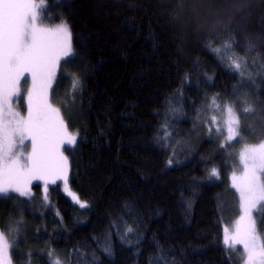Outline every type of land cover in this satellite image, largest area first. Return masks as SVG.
<instances>
[{"label": "trees", "instance_id": "obj_1", "mask_svg": "<svg viewBox=\"0 0 264 264\" xmlns=\"http://www.w3.org/2000/svg\"><path fill=\"white\" fill-rule=\"evenodd\" d=\"M40 22L64 23L72 33L74 59L60 63L50 95L79 133L65 155L71 189L89 207L72 204L59 184L47 202L38 184L30 198L0 199L12 264H91L93 254L100 264H148L154 239L180 264H242L239 248L226 257L222 229L239 213L230 185L238 153L264 139V0H44ZM178 89L182 113L157 146L164 117L153 113L163 114ZM213 95L217 105L233 106L242 140L225 144L226 134L209 133L201 112ZM174 155L180 163L166 167ZM213 167L219 177L208 180ZM121 220L144 237L138 257L115 235ZM17 221L19 231H10ZM109 231L112 259L100 251Z\"/></svg>", "mask_w": 264, "mask_h": 264}, {"label": "snow or ice", "instance_id": "obj_2", "mask_svg": "<svg viewBox=\"0 0 264 264\" xmlns=\"http://www.w3.org/2000/svg\"><path fill=\"white\" fill-rule=\"evenodd\" d=\"M43 7L44 0H40V3L35 0H0V199L9 198L10 193L30 198L33 181H42L43 199L47 202L49 185H57L59 181L62 182L63 193L74 204L85 209L89 207L88 203L81 201L71 189L70 166L62 151L64 145H76L79 133L68 131L60 110L54 108L49 99L61 59L67 58L65 62L74 59L72 33L66 24L58 26L54 31L39 27L40 9ZM221 51L214 49L218 54ZM232 65L236 69L240 68L235 58L232 59ZM25 73L30 75L32 86L27 91L28 114L22 117L19 112L13 111L11 101L14 96H19L20 81ZM206 79L210 81L212 77ZM182 83H189L187 75ZM79 87L80 80L76 78L73 80V90ZM218 98L217 95L211 98L212 106L216 109H219L216 104ZM182 99V92L178 89L171 97L165 98L163 114L153 113L164 117L156 130L157 135L153 137L157 146L171 138L168 132L169 120L177 119L182 113V106H176ZM250 110L248 107L243 108L244 113ZM226 113V119H223L224 113H221L223 127L217 124L216 116L211 117V122L217 124V133L224 134L226 131L225 144L237 138L242 140L239 116L233 106H226ZM25 141H30L31 146L27 154L23 151L27 147ZM238 157L239 175L233 171L231 188L238 193L240 216L232 228H224L222 245L226 257L235 252L239 245L243 250V264H264V238L258 234L254 218V213L264 216V142L257 145L245 143ZM174 163H180L175 155L169 157L166 167ZM206 173L208 180L219 177L215 167L206 169ZM123 207L128 214H135L130 204L125 203ZM20 223L22 221H17L15 226L10 225V231L18 232ZM121 223L125 225L123 230L113 222L115 235L122 246L136 249L133 254L138 257L139 245L144 237L138 229L128 226L126 221L121 220ZM112 235L109 231L100 248L109 259L114 257ZM93 239L99 243L96 237ZM153 244L155 253L148 257V264H180L171 255L173 249H165L155 239ZM10 247L7 236L0 232V264H12ZM73 255L85 261L88 259L85 253L79 251ZM52 264H61V261L57 258ZM91 264H100L95 254L91 257Z\"/></svg>", "mask_w": 264, "mask_h": 264}, {"label": "rangeland", "instance_id": "obj_3", "mask_svg": "<svg viewBox=\"0 0 264 264\" xmlns=\"http://www.w3.org/2000/svg\"><path fill=\"white\" fill-rule=\"evenodd\" d=\"M36 3H40V0H35ZM64 23H60V24H57V25H44L40 22V20L38 21V26L41 27V28H44V29H47V30H50V31H54L58 26L62 25ZM66 58H62L60 63ZM60 65V64H59ZM59 68V66H58ZM58 71V69H57ZM56 71V73H57ZM55 77H56V74H55ZM23 80H26V81H23ZM55 81V79H54ZM54 81H53V84H54ZM32 86V81H31V77L28 73H25V76L23 78H21V81H20V94L19 96H14L12 98V101H11V106H12V109L13 111L15 112H19L20 115L22 117H26L28 112H27V95H26V98H25V93L31 88ZM53 86V85H52ZM27 94V93H26ZM49 99H50V103L52 104V106L54 108H58L60 110V114L61 116L63 117L64 121H65V118L63 116V113L60 109V107L58 105H56L55 103H52L54 101H52L51 99V95L49 94ZM25 100H26V104H25ZM23 107H25V111L23 112ZM224 113V117L223 119H226V116H227V113H226V106H219V109H216L215 107H213L212 105L210 106H207L202 112L201 114H203V120L205 121V124L208 126V128L210 129H213L214 131H216V127H217V124H219L221 127H223V122H222V119H221V113ZM213 116H216L217 117V124H213L211 122V117ZM66 123V121H65ZM69 132H71L69 129H68ZM71 133H76V132H71ZM217 133V131H216ZM224 134H226V131L224 132ZM226 136V135H225ZM262 142H264V139L262 140ZM25 144L27 145V147H25L23 149V151L25 152V154H27L28 152L31 151V147H30V150H29V146H30V141H25ZM65 148H69V149H72L73 147H69L67 145H64L63 148H62V151L65 155ZM66 156V155H65ZM67 157V156H66ZM237 174L239 175V172H237ZM231 176L232 174L230 175V185H231ZM34 184H38L40 186V189L42 191V194H43V182L42 181H33L32 185H31V191L33 193V190H32V186ZM57 184L61 185L60 186V190L61 192L63 193L62 191V182H57ZM53 185H49V187H51ZM234 190V189H233ZM235 191V190H234ZM236 193V192H235ZM64 194V193H63ZM9 195H16V196H19L18 194H15V193H10ZM237 197H238V193H236ZM32 196V195H31ZM64 196L72 203L74 204L71 199L66 196L64 194ZM239 199V197H238ZM76 207L80 208L78 205L74 204ZM238 210H239V205H238ZM239 216H240V211L236 217V219L229 225L227 226H223V229H222V237H223V230L225 227H228V228H232L236 222V220L239 219ZM254 218L256 219V222H257V231H258V234L264 238V226L263 228L261 227V222L259 221L258 219V214H255L254 213ZM1 232V231H0ZM237 248L241 249L242 251V264H243V250H242V246H237ZM10 251V250H9Z\"/></svg>", "mask_w": 264, "mask_h": 264}]
</instances>
